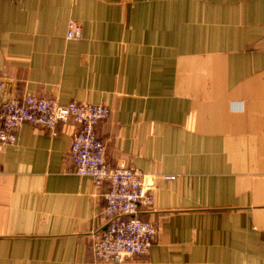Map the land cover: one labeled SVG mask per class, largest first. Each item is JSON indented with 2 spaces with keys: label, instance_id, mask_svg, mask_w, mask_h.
<instances>
[{
  "label": "crops",
  "instance_id": "crops-1",
  "mask_svg": "<svg viewBox=\"0 0 264 264\" xmlns=\"http://www.w3.org/2000/svg\"><path fill=\"white\" fill-rule=\"evenodd\" d=\"M0 76L4 98L111 109L107 161L142 171L158 228L121 264H264V0H0ZM76 129L0 145V264H114L91 251L109 182L76 174Z\"/></svg>",
  "mask_w": 264,
  "mask_h": 264
},
{
  "label": "built area",
  "instance_id": "built-area-1",
  "mask_svg": "<svg viewBox=\"0 0 264 264\" xmlns=\"http://www.w3.org/2000/svg\"><path fill=\"white\" fill-rule=\"evenodd\" d=\"M82 31L80 21L70 20L67 38H80ZM8 87V80L0 76V145L14 144L16 130L26 123L57 134L59 124L75 122L77 129L70 154L76 174L91 177L97 186L109 182L105 195L106 227L94 236L93 255L101 262L121 264L126 256L148 254L158 228L154 222L140 219L137 214L140 206H153L155 197L149 192L140 169L126 163L114 168L109 165L107 145L97 125L111 115V109L96 103L72 101L63 104L55 98L33 93L4 98ZM169 178L174 179V176Z\"/></svg>",
  "mask_w": 264,
  "mask_h": 264
},
{
  "label": "water",
  "instance_id": "water-1",
  "mask_svg": "<svg viewBox=\"0 0 264 264\" xmlns=\"http://www.w3.org/2000/svg\"><path fill=\"white\" fill-rule=\"evenodd\" d=\"M126 257H129V256H126Z\"/></svg>",
  "mask_w": 264,
  "mask_h": 264
}]
</instances>
